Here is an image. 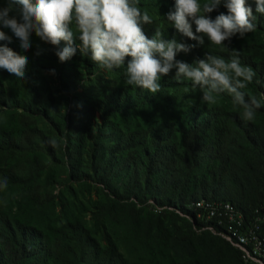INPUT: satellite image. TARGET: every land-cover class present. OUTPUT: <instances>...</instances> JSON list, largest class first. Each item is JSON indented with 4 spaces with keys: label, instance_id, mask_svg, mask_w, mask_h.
<instances>
[{
    "label": "trees",
    "instance_id": "1",
    "mask_svg": "<svg viewBox=\"0 0 264 264\" xmlns=\"http://www.w3.org/2000/svg\"><path fill=\"white\" fill-rule=\"evenodd\" d=\"M157 1L161 17L142 25L146 36L159 28L165 39L197 44L167 20L174 0L140 5ZM221 12L222 4L208 15ZM254 14L256 30L226 41L229 48L206 40L176 59L192 63L206 51L229 59L238 50L257 74L243 91L264 96V15ZM2 30L13 39L0 44L29 63L23 80L0 69V264H245L192 203L230 201L264 216V106L245 122L230 96L202 103L199 88L172 78L175 69L153 95L125 84L123 68L106 71L79 51L60 62L34 32L21 52ZM58 184L65 190L55 194ZM85 191L96 195L91 207ZM128 236L132 258L120 253Z\"/></svg>",
    "mask_w": 264,
    "mask_h": 264
},
{
    "label": "clouds",
    "instance_id": "2",
    "mask_svg": "<svg viewBox=\"0 0 264 264\" xmlns=\"http://www.w3.org/2000/svg\"><path fill=\"white\" fill-rule=\"evenodd\" d=\"M221 4L227 14L221 12L211 18L208 13ZM139 5L140 0H6V6L0 7V41L12 42L13 36L2 30L10 29L21 52H27L34 32L40 41L55 46L60 62L79 51L106 71L123 68L125 84L153 95L161 92L162 77L175 69L172 78L178 83L190 81L193 89L199 88L202 103L215 105L221 94H227L233 106L242 109L241 119L254 121L256 111L264 106V96L258 98L243 91L257 74L241 63L238 50H233L229 59L206 51L204 58L192 63L176 56L205 46L206 40L221 50L229 48L233 37L244 38L256 30L254 12L264 15V0H174V10L166 14L167 20L197 44L165 39L159 28L151 38L146 36L142 25L153 24V17ZM36 48L37 56L45 51L39 44ZM28 63L26 55L0 44V69L23 80ZM50 72L55 74V69ZM49 143L56 145L54 139ZM0 187L7 188L6 178Z\"/></svg>",
    "mask_w": 264,
    "mask_h": 264
},
{
    "label": "built area",
    "instance_id": "3",
    "mask_svg": "<svg viewBox=\"0 0 264 264\" xmlns=\"http://www.w3.org/2000/svg\"><path fill=\"white\" fill-rule=\"evenodd\" d=\"M209 228L220 233L241 252L245 264H264V216L259 208L246 215L230 201L201 198L192 203Z\"/></svg>",
    "mask_w": 264,
    "mask_h": 264
},
{
    "label": "rangeland",
    "instance_id": "4",
    "mask_svg": "<svg viewBox=\"0 0 264 264\" xmlns=\"http://www.w3.org/2000/svg\"><path fill=\"white\" fill-rule=\"evenodd\" d=\"M155 3L159 4L158 1H157V2H154V3L141 4V5H139V6L141 7V10H142V11L145 10V9L148 10L149 14L153 17V24H151V25L157 26V24H158V20H159V18L161 17V16H160L161 14H160V11H159V6L155 5ZM153 4H154V5H153ZM151 25H150V26H151ZM111 78H112L113 80L116 81V82H115L116 84H118L119 82H121V80L118 79V78L116 79V78H114V77H112V76H111ZM76 188H77L78 190H80V186H79L78 184H76ZM62 189L65 190V186H63L62 184H58L57 187H56L55 190H54V193L57 194V193H59ZM80 192H81V191H80ZM80 196H81V198H83V200H84L87 204L90 205V207L92 206V202H91L90 200L96 198V195H95V194H92V195L90 196V194H89L87 191H85L84 193H80ZM148 207H149V208H153L154 205H150V206H148ZM157 209H158V208H157ZM119 242H120V253L123 254V255L126 256V257L129 256V257L132 258V257H133L132 254H133V253H132V254H129L128 251H130V250L133 249L134 243L131 242V241L129 240V236H128V238L125 239V241H124V240H120ZM85 250L87 251L89 258L92 257V253H93V252L91 251V249H90L89 247H86ZM140 252L142 253L141 248H140ZM142 254H143V253H142ZM146 260H147V258H146Z\"/></svg>",
    "mask_w": 264,
    "mask_h": 264
}]
</instances>
